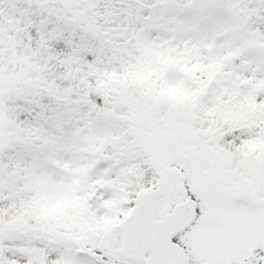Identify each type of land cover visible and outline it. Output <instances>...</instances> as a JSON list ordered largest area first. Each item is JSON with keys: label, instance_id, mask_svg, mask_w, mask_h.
Returning <instances> with one entry per match:
<instances>
[{"label": "rangeland", "instance_id": "obj_1", "mask_svg": "<svg viewBox=\"0 0 264 264\" xmlns=\"http://www.w3.org/2000/svg\"><path fill=\"white\" fill-rule=\"evenodd\" d=\"M37 1L0 0V84L5 87L20 73L27 81L6 94L0 91V237H5L0 251L10 244L21 246L26 259L20 264H89L76 252L71 257V251L82 246L103 253L106 264H119V238L113 234L107 239L108 231L127 212V202L134 203L131 196L139 197L146 186L168 174L178 184L173 183L175 192L165 204L188 193L199 205L200 223L184 237L192 253L190 264H259L264 257V105L257 108L248 97L264 90V49L252 48L254 58L262 62L259 71L253 69L248 78L240 71L235 75L231 57L242 47H234L238 40L232 27L243 17L234 14L230 0H215L212 7L207 3L202 21L199 15L180 19L165 15L164 33L153 35L146 23L136 24L140 6L136 1L86 0L84 6L96 14L94 22L102 36H96L93 24L90 31L82 32L99 46L95 49L100 63L107 53L111 55L103 63L104 71L96 74L107 77L102 86L109 100L101 110L85 101L88 89L81 71L70 69L69 54L61 55L54 46L60 39H69L76 20L63 24L58 11ZM157 1L151 2L156 30L164 15L158 17ZM257 7L264 10V0H258ZM78 17L84 21L82 14ZM103 40L114 51L109 53ZM169 44L191 48L187 53L197 58L189 60V65L184 51L181 64L171 62ZM82 45L76 46L77 51L87 54L90 44ZM137 57L143 64L132 69ZM152 77L161 80L157 87L149 84ZM120 80L137 97L140 92L150 97L147 103L153 116L151 121L143 114L138 117L140 139L156 135L158 123L166 124V142L173 139L169 152L156 142L142 149L144 144L135 141L132 115L139 110L136 104L120 103L116 91ZM238 84L239 96L231 99L230 90ZM85 103L92 109L81 116ZM31 110L36 111V119L48 118V123L38 126L25 117L19 120ZM187 117L195 132L212 128L205 143L212 150L199 148L196 162L204 166L194 174H189L188 164L176 149L183 144ZM251 119L256 138L230 150L225 139L234 129L248 126ZM76 126L82 127L77 130ZM6 130L9 139H4ZM3 139L8 140L2 143ZM46 161L54 165L51 170L44 168ZM183 165L182 178L178 167ZM207 176L215 186L211 192H207L211 185H200L199 177ZM239 190L253 193L260 208L251 211L234 204ZM92 193L103 198L97 208L88 201ZM6 227L9 230L1 231ZM57 250V261L49 262L47 255ZM142 264L159 263L146 257Z\"/></svg>", "mask_w": 264, "mask_h": 264}, {"label": "trees", "instance_id": "obj_2", "mask_svg": "<svg viewBox=\"0 0 264 264\" xmlns=\"http://www.w3.org/2000/svg\"><path fill=\"white\" fill-rule=\"evenodd\" d=\"M136 1L140 6L137 10L135 6H133L134 11H138L136 13L137 16V23H140L143 25L144 23L147 24L150 32L155 34V32H159V34L164 33V22L163 18L165 15L168 17L173 16L176 19H180L183 16L189 17L191 15V18L202 15L205 16L206 11L209 9L207 8V3L211 7L214 6L217 2L215 0H158L157 2V14L158 17H160V14L164 12V15L160 18L161 22L157 25V30L152 26V20L155 19L154 17V6L151 2H154V0H134ZM40 4L47 3L50 7L54 8L60 15L63 17V24L64 21L67 20H76V22L73 24L75 28L69 30V39L64 40L60 39L57 41L54 46L56 48V51L60 52L61 55L69 54V63H70V69L72 70H80L81 74L84 77V80L87 83V89L88 92L85 95L86 99L85 101L90 102L92 106L96 107L97 110H101V108L107 107L106 104H108V97L106 95V90L103 89V83L104 80L107 79L105 76H98L97 73H102L104 70V62L108 61L110 59V54L107 53V55L104 57L105 59L100 63L99 57H97V52L95 48H98V45L93 44L94 40L89 39L88 36H86L82 31H85L86 29L91 30V25L93 24L95 28V34L97 37L102 36V33L98 31V27L95 24V16L96 14L93 13L90 9V6L88 5V8L84 6L86 3V0H39L37 1ZM106 2V1H105ZM232 3L231 9L235 15H241L243 17L242 21L240 23H236L232 27L233 35L238 40L237 43H235L234 47L241 46L240 50L235 51L233 53V56L231 58L235 59V63L232 65V71L236 74H238V71H240V74L243 75V78H248L251 75L252 70L259 71L262 67V62L260 58L255 57L254 54L256 51L252 50V48H263L264 49V10L257 7L258 0H230ZM201 11V12H200ZM78 14H82L84 17V21H80ZM136 19V18H135ZM80 24L79 27H77V24ZM172 25H175V22L172 21ZM78 32H81L79 34ZM99 35V36H98ZM103 38V37H102ZM101 38V39H102ZM104 39V38H103ZM200 41L203 42L202 39ZM104 44H108L109 53L110 51H114L112 47L109 45L107 40H103ZM208 42V41H207ZM204 42V43H207ZM82 44H90V49L87 52V54L77 51L76 46H83ZM202 44H196L194 46H201ZM167 47L171 49L170 56L167 57L168 60L171 62L174 61L177 64H181V59L184 58V51L187 53V50H191V48H186L185 46L181 44L180 48L173 47L169 44ZM182 51L183 54H180ZM205 55L206 52H205ZM185 59L187 63L190 65L191 61L196 59V55L193 53L189 56L185 55ZM143 62L141 60V57H137L134 61L131 62L132 69L139 68L142 66ZM116 70V66L114 67ZM82 69V70H81ZM162 74V73H161ZM19 78H16L13 82L7 83L5 87H3V84H0V91L1 94H6L7 92H10L13 87L17 86L18 84H25L27 81L24 80V76L22 73L19 74ZM146 82V79H143V83ZM161 83V80L157 78H153L150 80L149 84H153L156 87ZM120 87L117 89V95L120 100V103H124L126 106H132L133 104H136L138 106L139 113H135L132 116L134 117V126L136 125V131H135V141H141L144 145L142 149L147 148L148 146H153L156 142V146L162 147L165 146V151L168 150V148L172 147L173 145L170 143L173 139L167 140L168 135V128L166 124L158 123V128L160 129L159 132H157L156 135H151V137L148 138H142V130L139 127L138 117L143 115H146L148 117V121H151V117L153 116L152 113L149 111L148 101L150 97L147 94H144L143 92H140V97H137L135 93L125 84H123L122 80L119 82ZM28 86V84H27ZM60 86L58 87V92H60ZM239 84L235 87H233L231 93L229 96L231 99H237L239 94L237 93L239 89ZM29 91V90H27ZM26 91V92H27ZM21 92V91H20ZM25 92V90H24ZM23 92V93H24ZM104 92V94H103ZM19 93V97H24V94ZM21 95V96H20ZM251 101L254 102V104L257 106V108L260 105H264V90H260L259 93L252 92L249 97ZM249 99L247 103L249 104ZM80 110V115L84 116L88 108L92 109L91 107H87L86 103L82 105ZM132 109V108H131ZM94 110V109H93ZM92 115V112H90ZM253 115H255V112H253ZM80 116V117H81ZM27 119V121L31 125H38L40 124H47L48 118H44L41 120L36 119L37 114L35 110L28 111L25 115L22 114L19 120H22V118ZM187 123L186 128L184 130V139L182 141V145L176 146V149L180 156H182V160L185 164L191 162H196L198 159V156L196 155L197 151L200 147H207V151L210 152L208 145L205 144L207 140L210 138L212 133V128L210 130H206L203 132H195L194 130V124L190 123V118L187 117ZM255 123L254 119H251L249 121V125L245 126L244 128L234 129L226 138L227 144L230 148V150H237L240 147H242V144L247 141H252L257 136V132L253 131L251 129V125ZM77 130H79L82 126H76ZM211 127V126H209ZM15 134L18 138H20V133L18 132L17 128L15 129ZM8 136L9 139V131L6 130V133H4V139ZM4 141L6 142L7 140ZM157 139H160V142L157 143ZM170 144V145H169ZM175 148V146H174ZM135 151V149L132 150V152ZM160 151V150H159ZM169 152V150H168ZM160 156L163 155L159 153ZM107 162V161H106ZM156 163L153 165L155 168ZM185 166V165H183ZM183 166L178 167V173H180V169L183 168ZM54 167L51 161H46L44 164V168L47 170H51ZM168 169L170 171H174L171 166H168ZM180 177L181 173H180ZM183 178V177H182ZM158 185L163 189V193H168L170 188L175 187L176 181H172V177L168 174H163L161 176V179H158ZM176 183V184H173ZM15 229L18 228L14 227ZM9 230V227H6L2 229L1 231ZM11 232V231H10ZM5 237H0V241ZM21 246L10 244L9 246H3L2 251H0V264L10 263V264H20L23 260L26 259L25 254H23V250H20ZM59 254V251L57 250L54 254H48L47 259L50 261L57 260L55 257Z\"/></svg>", "mask_w": 264, "mask_h": 264}, {"label": "water", "instance_id": "obj_3", "mask_svg": "<svg viewBox=\"0 0 264 264\" xmlns=\"http://www.w3.org/2000/svg\"><path fill=\"white\" fill-rule=\"evenodd\" d=\"M160 191L150 189L142 195L139 205L116 228L121 235L122 254L129 260L141 262L145 254H153L161 263L186 264L188 257L184 250L172 239L182 233L196 218V202L188 198L177 204L171 213L164 215L161 219H155L154 206ZM91 202L97 204L100 198L96 194L90 198ZM236 203H245L254 208L255 198L247 191H240ZM99 262H103L101 255L91 251H80ZM264 264V260L261 261Z\"/></svg>", "mask_w": 264, "mask_h": 264}, {"label": "flooded vegetation", "instance_id": "obj_4", "mask_svg": "<svg viewBox=\"0 0 264 264\" xmlns=\"http://www.w3.org/2000/svg\"><path fill=\"white\" fill-rule=\"evenodd\" d=\"M199 222L197 221L196 223H194V225L195 224H198ZM185 237V235H180V236H178L177 238H176V241L177 242H179L181 245H183L186 249H188L189 248V246L187 245L188 244V241L184 238ZM184 240H185V242H184ZM195 250V249H194ZM189 255H190V260H191V254L189 253ZM88 262H91L90 260H87ZM195 264V263H194ZM205 264H213V263H211V262H207V263H205Z\"/></svg>", "mask_w": 264, "mask_h": 264}]
</instances>
